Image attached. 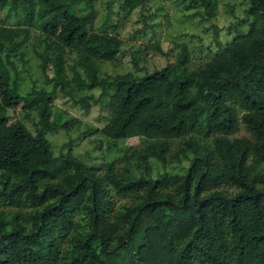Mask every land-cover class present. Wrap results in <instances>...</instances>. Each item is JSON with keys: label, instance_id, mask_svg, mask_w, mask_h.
Returning a JSON list of instances; mask_svg holds the SVG:
<instances>
[{"label": "trees", "instance_id": "1", "mask_svg": "<svg viewBox=\"0 0 264 264\" xmlns=\"http://www.w3.org/2000/svg\"><path fill=\"white\" fill-rule=\"evenodd\" d=\"M94 1L0 0V10L19 14L13 25L0 19V264H264V188L248 179V161L264 164V0H244L230 39L193 67L176 43L159 67L138 65L133 49L132 69L111 74L99 63L120 54L121 42L113 23L91 27ZM146 1L119 0L118 10L126 17ZM182 1L214 16L216 0ZM77 4L87 8L78 21ZM31 29L51 90L21 94L15 61L25 63ZM144 48L168 57L156 42ZM72 85L103 97L94 130L141 139L131 171L108 164L100 175L68 151L52 154L45 135L66 126L52 115V91ZM18 104L35 113L33 132L7 120ZM240 126L245 135H235ZM172 140L175 157L189 152L185 169L150 177L147 158L164 165Z\"/></svg>", "mask_w": 264, "mask_h": 264}, {"label": "rangeland", "instance_id": "2", "mask_svg": "<svg viewBox=\"0 0 264 264\" xmlns=\"http://www.w3.org/2000/svg\"><path fill=\"white\" fill-rule=\"evenodd\" d=\"M119 0H95L93 3L94 14L91 19V27L103 26L110 28L115 25V31L120 39L121 53L111 61L99 63V70L103 73H116L132 69L129 60L130 51L137 49L138 65L147 69L161 66L166 60H170L175 53L176 43H184L189 56V67L209 58L214 51L223 46L230 39L233 30L226 27L242 16L244 0H216L215 13L210 19L202 18L194 14L195 9L184 8L182 0H147L142 6L133 8L126 17H122L118 10ZM87 8L81 4L74 7V19L85 13ZM19 14L0 10V19L6 25L18 22ZM245 26H241L244 29ZM29 38L23 44L25 63L23 66L15 61L18 73L17 89L22 94L31 87L51 90V84L41 78L36 67V58L32 53V44L37 45L38 33L31 29ZM156 42L162 51L168 52V57L153 49H145L144 46ZM68 57H65L66 77L70 79V71L67 69ZM46 74L51 76L50 67L46 68ZM73 86V85H72ZM99 89H77L73 86L70 93H63L57 88L52 91L50 107L52 115H58L60 121L65 120V127L58 126L54 131L48 132L45 137L49 142L53 155L68 151L82 165L97 174H103L107 165L112 171H122L123 168L131 167L129 151L142 145L141 139L131 136L124 139L112 140L101 135L97 130L104 122L105 112L100 107L102 96H98ZM9 122L19 120L30 131L33 132V123L36 115L32 110L25 112L21 104L14 108L6 109ZM240 126L235 135H245ZM178 145L177 140L169 143L166 152L165 163L162 165L156 159L147 158L146 166L148 175L155 177L162 173H181L186 165L189 152L186 155H173ZM248 179L254 181L255 186L264 185L258 182V174L264 166L263 163L250 164ZM134 172V170H133ZM117 198V197H115ZM123 200V199H121Z\"/></svg>", "mask_w": 264, "mask_h": 264}]
</instances>
